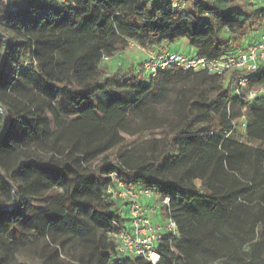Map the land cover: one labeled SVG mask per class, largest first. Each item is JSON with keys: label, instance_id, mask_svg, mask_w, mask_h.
I'll list each match as a JSON object with an SVG mask.
<instances>
[{"label": "trees", "instance_id": "obj_1", "mask_svg": "<svg viewBox=\"0 0 264 264\" xmlns=\"http://www.w3.org/2000/svg\"><path fill=\"white\" fill-rule=\"evenodd\" d=\"M263 28L264 5L250 0H0V264H18L24 247L41 264H150L120 258L108 235L124 222L108 201L112 174L176 222L159 264H264V65L149 79L103 67L130 43L162 54L185 41L222 59ZM112 87L122 92L105 105ZM150 103H174L173 116ZM239 126L246 143L229 137ZM157 130L156 157L131 169L129 153L108 157Z\"/></svg>", "mask_w": 264, "mask_h": 264}, {"label": "built area", "instance_id": "obj_2", "mask_svg": "<svg viewBox=\"0 0 264 264\" xmlns=\"http://www.w3.org/2000/svg\"><path fill=\"white\" fill-rule=\"evenodd\" d=\"M258 5L263 0H250ZM175 8L179 6L174 5ZM129 48H137L141 51L145 49L130 43ZM128 48V49H129ZM105 61H111L105 58ZM264 65V34L260 41L250 44L247 48L238 50L236 53L225 56L222 59L208 60L193 54L191 57H183L171 54L165 57H157L149 54L142 63V71L145 75L155 77L159 71L170 66L182 68L184 70L207 71L219 76H226L232 72H245L252 74ZM247 78L238 82L236 92L246 87ZM260 92L250 91L247 94L249 100H253ZM246 120V118H244ZM246 128V123L242 125ZM112 184L107 188V197L110 203H114L119 208L124 222L117 230L109 232V237L117 244V253L120 258H140L150 264H159L161 256L157 252L163 236L171 234L177 236L178 226L170 215H164L163 222L154 224L150 217V211L145 208L143 200H153L155 194L149 190L131 189L124 179L112 174ZM169 199L165 200L167 205Z\"/></svg>", "mask_w": 264, "mask_h": 264}, {"label": "rangeland", "instance_id": "obj_3", "mask_svg": "<svg viewBox=\"0 0 264 264\" xmlns=\"http://www.w3.org/2000/svg\"><path fill=\"white\" fill-rule=\"evenodd\" d=\"M262 5H264V0L260 3V6ZM244 7L247 9H251V7L247 4H244ZM260 38L261 34L258 35L257 32H249L248 37L244 39L236 49L241 50L247 48L250 44L258 41ZM192 50L193 49L190 46L185 44V41H178L174 45V47H172L171 54H177L183 57H191L193 55V53L191 52ZM149 54H155L157 57H165L168 52L158 54L152 50H145L143 52L137 48H129L126 51L116 55L111 61L105 62L103 64V67L108 72L113 73L118 67L125 70L129 66L134 65L136 66L137 70H139V72L144 75L141 64L147 58H149ZM147 78L149 79L150 76L147 75ZM121 92L122 90L118 87H112L108 93L101 96V101L105 105H107L113 99L119 97ZM150 107L155 110L154 112H156L162 118L171 117L174 114V103H170L169 105L165 106H159L155 103H150ZM160 132V130H157L155 132L145 131L142 134L134 137L126 148L118 151H112L108 154V157H115L118 153L122 154V152L129 153L132 158L131 161L128 163V165L123 163V166L127 169H131L138 163L143 162V160L145 159L156 157L160 146H155L153 142L154 140L159 141L161 139ZM229 137L236 141L246 143L245 134L241 126H239L233 133H231ZM250 145L252 147H259L261 144L259 142H253ZM262 148L264 149V145L262 146ZM98 165H100V161L94 164L95 167ZM195 184L198 188L201 187L200 181H196ZM151 202L152 203L148 202V205H145L147 203V201L145 200L143 203L146 209H148L149 211L151 210V219H154L156 216H164V214L162 213V202L157 197H154ZM33 204H37V202H33ZM30 244L31 241L29 239H22V246H27ZM29 251V248L24 247L23 251L18 255V264H41V261L37 257L32 256ZM217 264H222V261Z\"/></svg>", "mask_w": 264, "mask_h": 264}, {"label": "crops", "instance_id": "obj_4", "mask_svg": "<svg viewBox=\"0 0 264 264\" xmlns=\"http://www.w3.org/2000/svg\"><path fill=\"white\" fill-rule=\"evenodd\" d=\"M257 34H258V35L261 34V38L258 40V41H260V40L262 39V37H263V34H264V28H263L261 31L257 32ZM191 52H192L193 54L195 53L194 50H192ZM144 201H145V200H143V203H144ZM146 201H147V203H146L145 205H148V202L152 203L151 200H146ZM150 211H151V210H150ZM150 213H151V212H150ZM163 221H164V220H163L162 215H161V216H156V217L153 219L154 224H160V223H162Z\"/></svg>", "mask_w": 264, "mask_h": 264}]
</instances>
